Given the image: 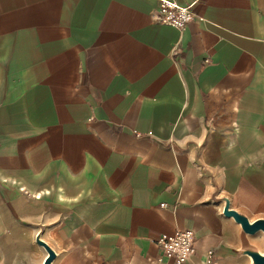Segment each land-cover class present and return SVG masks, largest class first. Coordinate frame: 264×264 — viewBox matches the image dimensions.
Here are the masks:
<instances>
[{
	"label": "crops",
	"instance_id": "crops-1",
	"mask_svg": "<svg viewBox=\"0 0 264 264\" xmlns=\"http://www.w3.org/2000/svg\"><path fill=\"white\" fill-rule=\"evenodd\" d=\"M158 3L0 0V264H44L37 237L51 264H152L183 230L184 264L264 254L223 215L264 220V0L181 31Z\"/></svg>",
	"mask_w": 264,
	"mask_h": 264
},
{
	"label": "built area",
	"instance_id": "built-area-1",
	"mask_svg": "<svg viewBox=\"0 0 264 264\" xmlns=\"http://www.w3.org/2000/svg\"><path fill=\"white\" fill-rule=\"evenodd\" d=\"M158 6L151 13V21L155 24L165 25L181 31L190 22L198 20L194 12V5L199 0L193 3L182 6L175 0H158ZM194 233L191 230L177 231L172 236L161 235L156 241L160 257L152 264H164L166 261L174 259L176 264H184L193 254ZM212 252H206V261L210 262Z\"/></svg>",
	"mask_w": 264,
	"mask_h": 264
},
{
	"label": "water",
	"instance_id": "water-1",
	"mask_svg": "<svg viewBox=\"0 0 264 264\" xmlns=\"http://www.w3.org/2000/svg\"><path fill=\"white\" fill-rule=\"evenodd\" d=\"M223 202V215L226 217H231L236 223H238L245 234L254 235L257 232H262L264 234L263 219L250 222L244 215L230 209V203L227 199H223ZM36 242L47 252V258L44 261V264H51L55 257L54 252L45 243L41 242L39 237H37ZM242 254L248 256L251 259L252 264H264V254L259 253L257 250L245 249L242 251Z\"/></svg>",
	"mask_w": 264,
	"mask_h": 264
},
{
	"label": "rangeland",
	"instance_id": "rangeland-1",
	"mask_svg": "<svg viewBox=\"0 0 264 264\" xmlns=\"http://www.w3.org/2000/svg\"><path fill=\"white\" fill-rule=\"evenodd\" d=\"M263 236L261 234V236L255 241V245L261 250L263 251L264 250V243H263Z\"/></svg>",
	"mask_w": 264,
	"mask_h": 264
},
{
	"label": "bare ground",
	"instance_id": "bare-ground-1",
	"mask_svg": "<svg viewBox=\"0 0 264 264\" xmlns=\"http://www.w3.org/2000/svg\"><path fill=\"white\" fill-rule=\"evenodd\" d=\"M262 233V232H261ZM263 234V233H262ZM264 235V234H263Z\"/></svg>",
	"mask_w": 264,
	"mask_h": 264
}]
</instances>
